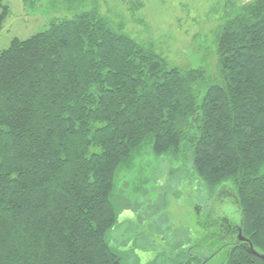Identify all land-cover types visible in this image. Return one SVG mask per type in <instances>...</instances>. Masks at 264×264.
<instances>
[{
  "label": "trees",
  "instance_id": "1",
  "mask_svg": "<svg viewBox=\"0 0 264 264\" xmlns=\"http://www.w3.org/2000/svg\"><path fill=\"white\" fill-rule=\"evenodd\" d=\"M9 7L0 0V31ZM221 83L167 68L93 12L0 52V264H125L108 240L115 178L144 149L190 153L194 174L238 199L264 254V0L224 18ZM223 264H264L236 243Z\"/></svg>",
  "mask_w": 264,
  "mask_h": 264
},
{
  "label": "rangeland",
  "instance_id": "2",
  "mask_svg": "<svg viewBox=\"0 0 264 264\" xmlns=\"http://www.w3.org/2000/svg\"><path fill=\"white\" fill-rule=\"evenodd\" d=\"M248 1L251 0H2L9 7V15L0 31V52L13 38L26 39L47 30L54 22L93 12L111 28L151 50L167 68L202 70L203 79L194 85L200 104L206 89L221 83L217 39L224 18ZM192 174L190 153L173 160L142 150L132 168L116 175L113 202L120 213L107 234L110 245L118 249L125 242L143 250L140 243L149 235L162 233L171 238L173 229L162 232L171 221L162 210H168L175 197L191 206L194 201L201 203L205 195L203 183ZM179 185L181 195L174 191ZM128 214L137 216L139 224L125 220ZM184 218L191 222L189 210ZM177 223L180 225L175 227L173 239L181 242L180 238L185 237L181 233L186 234V230L183 219ZM145 228L149 229L147 235L143 233ZM124 262L132 264L127 257Z\"/></svg>",
  "mask_w": 264,
  "mask_h": 264
},
{
  "label": "flooded vegetation",
  "instance_id": "3",
  "mask_svg": "<svg viewBox=\"0 0 264 264\" xmlns=\"http://www.w3.org/2000/svg\"><path fill=\"white\" fill-rule=\"evenodd\" d=\"M192 175L197 178L195 174ZM178 187L174 190L175 194L181 195L182 187L180 185ZM201 189L205 194L201 203L194 201L191 206H187L175 197L170 207H167L168 210H162L163 213L166 211L169 214L171 220L162 232L173 229L174 231L170 233L171 238H166L162 233L149 235L140 243L143 250L140 248L138 250L133 244H124V242L118 247L121 256L127 257L132 264H223V255L228 254L237 243L234 227L235 221L237 222L233 207L234 196L229 188L211 189L203 183ZM207 190L212 193H208ZM187 210L190 211L192 218L189 223L184 218ZM128 215L130 216H126L125 220L134 222L135 225L139 224L137 216ZM180 219H183V230H186V234L181 233L185 235L180 238L181 242L173 239L175 227L180 225L177 221ZM148 230L145 228L143 233L147 235Z\"/></svg>",
  "mask_w": 264,
  "mask_h": 264
},
{
  "label": "water",
  "instance_id": "4",
  "mask_svg": "<svg viewBox=\"0 0 264 264\" xmlns=\"http://www.w3.org/2000/svg\"><path fill=\"white\" fill-rule=\"evenodd\" d=\"M225 189V188H224ZM233 196H234V210H235V214H236V219L237 222L235 221V232H236V241L240 244H243L244 248L246 249V251L249 254H252L258 258H260L261 260L264 261V254L258 252L253 245L250 243V241L248 239H246L245 237L242 236V231H241V226H242V220H241V216H240V212H239V205H238V199L237 196L235 195L234 192H232Z\"/></svg>",
  "mask_w": 264,
  "mask_h": 264
}]
</instances>
